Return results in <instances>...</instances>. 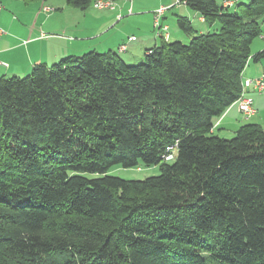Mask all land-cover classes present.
<instances>
[{
    "label": "trees",
    "instance_id": "obj_1",
    "mask_svg": "<svg viewBox=\"0 0 264 264\" xmlns=\"http://www.w3.org/2000/svg\"><path fill=\"white\" fill-rule=\"evenodd\" d=\"M180 1L220 29L137 65L89 52L0 80V264H264V129L212 131L264 59V0Z\"/></svg>",
    "mask_w": 264,
    "mask_h": 264
},
{
    "label": "crops",
    "instance_id": "obj_2",
    "mask_svg": "<svg viewBox=\"0 0 264 264\" xmlns=\"http://www.w3.org/2000/svg\"><path fill=\"white\" fill-rule=\"evenodd\" d=\"M1 1L4 8L0 14V26L2 29L4 28L6 32L0 39V80L13 76H27L38 64H45L47 67H51L60 60L70 56H81L89 52H96V49H99V46L92 42V37L89 35L76 36L78 31L70 29L64 17H62L63 8H61L60 13H57L56 10L53 13L52 11H45V7L53 6L48 5L50 0H26L25 22H22L20 17L16 18L12 11L16 9V2H21V0ZM131 1L132 2H130V0H122L120 4L115 2V9H104L99 11L104 12L107 10V13L111 12L108 16L109 23L112 22L113 17L118 20L119 14L124 16L128 11L134 12L135 9H137L138 12H143L141 9L142 2L140 3L139 0ZM162 5L168 6L169 4H167L166 0H159L158 7ZM58 6L63 7L64 5L61 1H58ZM184 6L188 8V6L184 4L178 6L173 5L172 8H182ZM70 12L72 16L74 14V19L76 20L74 28H76L80 24L78 22V13L77 11ZM83 12L87 17V11L83 10ZM194 12L195 13H186L188 18L192 15L198 22V26L200 27L198 33L210 32V30H208L210 25H207L205 19L196 11ZM163 16L164 15H162V25H167L169 27L170 38L168 41H171L174 36L181 38L179 31H171V26L163 20ZM91 31H93V28L89 29L87 27L84 32L89 33ZM263 35L264 23L262 24L261 35L252 43L251 52L253 55L264 49ZM129 37L136 36L130 34ZM141 37L142 39L136 38L132 41L134 44L130 42L133 44L132 50H129L127 46L126 50L114 51H118L119 55L122 54V57L130 62L142 61L147 50L153 49L159 46L163 41H166L162 38H157L155 29L152 35L154 44H151V41H149L151 40L149 32H146ZM105 47L108 48L109 46L105 44ZM2 63H6L8 66H4ZM261 75H264V59L256 61L254 58H251L243 73V79H252ZM246 96L253 101V106L256 110L255 115L250 119L243 118L242 114L239 112L238 105L234 103L215 121V126L212 130L214 134L223 138H230L236 134L240 127L249 123L258 124L264 129V92L257 93L249 89L246 92Z\"/></svg>",
    "mask_w": 264,
    "mask_h": 264
},
{
    "label": "rangeland",
    "instance_id": "obj_3",
    "mask_svg": "<svg viewBox=\"0 0 264 264\" xmlns=\"http://www.w3.org/2000/svg\"><path fill=\"white\" fill-rule=\"evenodd\" d=\"M58 1H61L63 3V7L58 6ZM122 0H118L117 3L120 4ZM129 1V0H128ZM140 3L142 2L141 9L143 12H138L137 9H135L134 12L128 11L126 15L119 14L118 20L114 17L112 18V22L109 23L108 16L110 15L107 10L106 11H99L93 8V6L86 9L87 11V17L85 16L83 10L72 8L68 6V4L65 2V0H50L48 2V5H53L50 8L54 9L52 13L56 10L57 13H60L61 8H63L62 17H64L66 24L69 26L70 29L78 31L76 36H83V35H89L92 37V42L97 44L99 46V49H96V52H109L114 50H120L121 46L126 45V48L128 46L129 50L133 49V44L130 43L129 35L134 34L136 38L142 39L141 36H143L146 32H149L151 35V44H154V40L152 38L153 30L155 29L154 23H155V17L156 12L161 8L165 7L167 10L164 13L163 20L167 22L171 26V31H179L181 38L172 37L171 41H183L185 44H188L191 42L192 38L198 34V31L200 30L198 26V22L196 19L191 15L190 18H188V15L186 12L195 13L194 10H192L190 7H182V8H171L173 5H176V0H166L168 6L162 5L158 7L159 0H139ZM226 0H218V3L220 5H223ZM132 2V1H130ZM239 3H247L248 0H238ZM16 9L12 10L14 12V16L20 17L22 19V22L26 21V0H21V2H16ZM171 4V5H170ZM178 6V5H177ZM158 7L155 10H152L153 8ZM4 8V5H3ZM66 8V10H65ZM70 11H77L78 15V22L80 23L76 28H74L76 20L71 15ZM231 11H234V8H231ZM74 13V12H73ZM122 17H121V16ZM177 15V16H176ZM184 17L187 18L194 28V32L192 34H187L178 25V18ZM160 22L162 23V17L160 19ZM207 25H209L207 23ZM212 26V27H210ZM209 26L210 32H216L220 29L221 24L219 22H216ZM93 28V31L86 33L84 32L86 28ZM154 27V28H153ZM4 30V28H3ZM156 31V30H155ZM4 32H6L4 30ZM197 32V33H196ZM5 34V33H4ZM259 38V37H258ZM166 40V39H165ZM105 44L109 47H105ZM116 53H119V52ZM125 53V52H124ZM122 57V54L120 55ZM123 58V57H122ZM125 62L128 65H137L141 64V61H128L127 59L123 58ZM22 77H26L22 76ZM234 137V136H233ZM229 138V137H227ZM232 138V137H230ZM171 162V161H170ZM161 171L158 166H152V167H135V168H123L122 166H114L110 169V171L107 173L109 175L118 176L124 179L128 180H144L149 177L158 176L160 175Z\"/></svg>",
    "mask_w": 264,
    "mask_h": 264
},
{
    "label": "built area",
    "instance_id": "obj_4",
    "mask_svg": "<svg viewBox=\"0 0 264 264\" xmlns=\"http://www.w3.org/2000/svg\"><path fill=\"white\" fill-rule=\"evenodd\" d=\"M175 4L176 5H174V6L181 5V4L185 5V3L180 1V0H176ZM232 5H233L232 1H225V3H224V6H226V7L232 6ZM92 6L98 10H104V9L113 10V9H115V2L112 0H96L92 4ZM2 9H3V3L0 0V14L2 12ZM44 10L47 12L53 11V9L50 7H45ZM166 10L167 9L165 7H161L156 12L154 27L156 30L157 38H162L164 40L166 39V41H168V39L170 38L169 27L167 25H162V23L160 22V19H161L162 15H164ZM4 33H5L4 30L0 26V39L2 38ZM263 38H264V35H263ZM135 39H136V37L129 38V40L131 42L134 41ZM120 50L121 51L126 50V45L121 46ZM2 64L4 66H8V64H6V63H2ZM243 80H244V82H243V87H242V93H241L240 97L236 100L235 104L238 105L239 112L242 114L243 118L250 119L252 116L255 115L256 110L253 106L252 99L246 96V92H247V90L251 89L257 93H263L264 92V75H261L259 77H255L252 79H243ZM176 155H177V147L176 146H170L167 150L166 155L164 156V159L166 161H173L175 159Z\"/></svg>",
    "mask_w": 264,
    "mask_h": 264
},
{
    "label": "bare ground",
    "instance_id": "obj_5",
    "mask_svg": "<svg viewBox=\"0 0 264 264\" xmlns=\"http://www.w3.org/2000/svg\"><path fill=\"white\" fill-rule=\"evenodd\" d=\"M243 82H244V80H243Z\"/></svg>",
    "mask_w": 264,
    "mask_h": 264
}]
</instances>
